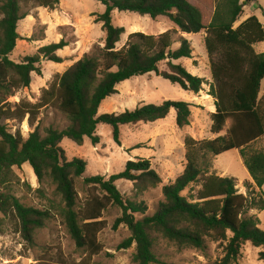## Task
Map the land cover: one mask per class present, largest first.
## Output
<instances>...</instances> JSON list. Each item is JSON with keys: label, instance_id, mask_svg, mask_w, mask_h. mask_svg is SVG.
<instances>
[{"label": "trees", "instance_id": "1", "mask_svg": "<svg viewBox=\"0 0 264 264\" xmlns=\"http://www.w3.org/2000/svg\"><path fill=\"white\" fill-rule=\"evenodd\" d=\"M31 1L51 10L59 3V0H0V116L14 112L3 109L5 97L27 87L32 73L41 74L40 56L61 63L62 58L56 52L68 45L61 39L41 46L36 54L19 62L9 58L19 38L17 23L27 15L21 3ZM97 1L105 7L102 13L94 14L95 22L101 23L104 32L103 45L96 46L92 53L84 54L58 75L43 89L38 102H21L17 106L19 120L27 114L30 124L42 107L54 106L68 119L67 126L49 127L43 136L35 127L23 138L19 131L12 134L0 124V186L11 179L12 167L28 163L38 183L49 181L54 185L59 204L52 206L54 210L25 206L13 194L0 190V213L16 220V231L31 246L35 231L56 214L75 246L95 254L101 250L96 240L104 226L101 213L111 203L121 211L112 228L124 225L130 232L119 248L134 244V264H170L154 252L156 236L178 249L201 252L206 250L207 241L217 243L223 252L217 264H236L242 246L249 242L260 248L257 259L264 263V230L259 228L254 215H247L250 209H264V147H252L264 135V91L259 94L264 77V52L254 49L255 44L264 42V24L255 15L240 19L243 7L255 0H199L213 7L206 24L201 11L188 0ZM114 9L148 15L151 19L166 16L181 33L204 32L203 45L211 77L208 94L215 100L209 131L218 135L202 140L184 138L183 170L173 182L161 187L162 200L151 215H144L143 202L123 198L115 185L118 180L130 181L135 195L159 186L161 178L149 160H127L120 172L107 178L103 175L84 178L102 196H92L80 206L75 182L83 175L86 162L80 158L67 160L60 143L67 138L81 144L84 138H89L93 145L97 144L96 128L105 124L111 129L113 141L119 144L120 126L164 119L171 109L175 111V124L179 128L186 126L190 117L187 101L164 100L120 113L98 114V108L104 99L116 93V85L134 76L153 72L193 93H198L207 81L175 63L190 58L192 51L183 36L178 38L179 46L171 48L175 31L132 32L116 48L124 28L112 24ZM162 62L167 69L159 71ZM232 149H238L252 179L253 185L246 183L247 194L238 192L235 178L208 172L209 154L217 156ZM185 190L187 193L183 195ZM136 214L142 216L136 218Z\"/></svg>", "mask_w": 264, "mask_h": 264}, {"label": "rangeland", "instance_id": "2", "mask_svg": "<svg viewBox=\"0 0 264 264\" xmlns=\"http://www.w3.org/2000/svg\"><path fill=\"white\" fill-rule=\"evenodd\" d=\"M188 1L201 11L203 23H208L213 7L199 0ZM21 7L27 15L17 23L19 38L9 55L11 60L19 62L25 56L36 54L41 46L61 39L68 43L56 52L62 58L61 63H53L40 56L38 65L41 74L32 73L27 87L5 97L3 109L14 112L2 114L0 124L12 134L19 131L21 136L26 138L35 127L43 136L47 128L62 129L69 123L62 112L49 105L42 107L33 124H30L27 114L19 120L17 106L21 102H38L43 89L48 88L58 75L84 54L92 53L96 46L103 45L104 32L101 23L95 22L94 14L102 13L105 7L97 0H59L52 10L38 6L33 1L21 3ZM244 7V13L251 8L254 9L255 16L264 24V0H255L252 5ZM111 18L113 25L124 28L116 48H120L126 42L128 34L132 32L158 34L166 30L175 31L172 49L179 46L178 38L183 36L190 43L191 57L178 59L175 63L207 81L198 93H193L181 89L179 85L153 72L134 76L116 85V93L104 99L98 108V114L120 113L142 104H160L164 100L189 101L190 117L186 126L179 128L175 124V111L171 109L164 119L120 126L119 144L113 141L111 129L105 124H99L96 128L95 132L99 136L97 144L93 145L89 138H84L81 144H76L67 138H63L60 143L67 160L80 158L86 162L83 175L75 182L80 206L92 196H102L101 191L86 184L84 178L95 175H103L107 178L111 174L120 172L127 160L137 158L149 160L151 167L161 178L159 186L135 195L130 181L118 180L115 185L123 198L143 202L146 206L144 215H151L158 202L162 200L161 187L173 182L183 170L184 138L188 136L195 140L211 138L208 110L212 102L208 96L209 100H204L205 94L209 93L211 80L209 62L203 45L204 32L196 34L178 32L176 26L166 16L151 19L148 15L114 9ZM255 49L257 52L263 51L264 44L257 43ZM166 69L165 62L159 64V71ZM252 147L263 148L264 142L261 140ZM207 159L211 165L209 173L225 176L223 170L227 165V172L235 177L238 192L248 193L249 188L246 187L248 182L245 180L249 178L246 167L235 151L231 150L217 156L209 154ZM12 173L11 179L0 186L1 191L13 194L25 206L38 209L54 210L52 206L59 204L60 199L54 193V185L49 181L38 183L28 163L12 167ZM186 193L187 190L182 192L183 195ZM253 211L255 209H250L247 215H253ZM120 212L119 207L111 203H107L103 209L100 220L103 221L104 226L96 237L101 250L95 254L75 246L62 220L56 214L43 228L35 231L34 244L31 246L25 243L16 231V220L8 214L0 213V264H134L132 261L134 244L128 248H119L120 243L130 235L129 230L124 225H119L116 229L112 228ZM141 216L136 214V218ZM254 216L258 219L259 228L264 230V209L259 211V218ZM259 250V247H254L249 242L245 243L236 264H263L257 259ZM154 252L160 259L170 264H217L223 255L221 246L217 243L207 241L206 250L201 252L192 248L178 249L160 236L155 238Z\"/></svg>", "mask_w": 264, "mask_h": 264}, {"label": "crops", "instance_id": "3", "mask_svg": "<svg viewBox=\"0 0 264 264\" xmlns=\"http://www.w3.org/2000/svg\"><path fill=\"white\" fill-rule=\"evenodd\" d=\"M254 2H252L250 5H252ZM245 8V7H244ZM244 8H243V14H242V18H241V20H243V19H245L246 17H248V16H250V15H255V10L254 9H252L251 7V9L250 10H248V11H246L245 13H244ZM261 43H263L264 44V42H261ZM259 44V43H258ZM255 46H256V44L254 45V49H255ZM255 51H256V49H255ZM257 52V51H256ZM260 52H264V50L263 51H258V53H260ZM209 76H210V74H209ZM210 80V79H209ZM264 77L262 78V80H261V82H260V95L263 93V91H264ZM210 82H211V80H210ZM204 86H205V84H204ZM206 95V98L204 99V100H209L208 98H210L211 99V102H212V106H211V108L208 110V112H209V115L211 114V113H213L214 111H215V106H214V98L211 96V95H208V94H205ZM207 96H208V98H207ZM189 102V101H188ZM210 125H211V119H209V125H208V128L210 129ZM211 133V132H210ZM220 134H222V133H220ZM218 134H213V133H211V138H214V137H216ZM263 141L264 142V135L263 136H261L257 141H256V143L257 142H259V141ZM229 151H231V150H229ZM229 151H226V152H223V153H227V152H229ZM232 151H235L236 152V154L239 156V158H240V160H241V162H242V159H241V157H240V154H239V151H238V149H232ZM245 167V166H244ZM245 170H246V172H247V175H248V178L249 179H247V180H245L246 182H248V183H252V179H251V177H250V175H249V173H248V171H247V169L245 168ZM223 174L225 175V176H229V177H234L233 176V174H230L229 172H227V165L225 166V168H224V170H223ZM221 176H222V174H221ZM235 178V177H234ZM262 190H263V192H264V183H263V185H262ZM244 192V191H243ZM253 215H256L257 217L259 216V211H257V210H255V211H253ZM259 218V217H258ZM264 264V263H263Z\"/></svg>", "mask_w": 264, "mask_h": 264}]
</instances>
